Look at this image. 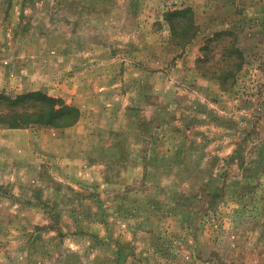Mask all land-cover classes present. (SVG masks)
Returning a JSON list of instances; mask_svg holds the SVG:
<instances>
[{
	"label": "rangeland",
	"instance_id": "rangeland-1",
	"mask_svg": "<svg viewBox=\"0 0 264 264\" xmlns=\"http://www.w3.org/2000/svg\"><path fill=\"white\" fill-rule=\"evenodd\" d=\"M28 91L80 118L0 124V264H264V0H0V92Z\"/></svg>",
	"mask_w": 264,
	"mask_h": 264
},
{
	"label": "trees",
	"instance_id": "trees-1",
	"mask_svg": "<svg viewBox=\"0 0 264 264\" xmlns=\"http://www.w3.org/2000/svg\"><path fill=\"white\" fill-rule=\"evenodd\" d=\"M165 20L169 24L170 35L172 38L175 37L174 39L188 41L196 34L195 19L192 10L188 7L167 11ZM220 34L221 32L214 33L216 36ZM227 47H232V53L228 55L229 59L238 57L235 62L236 69H221L211 73V76L218 79L223 87L234 82L235 73L240 69L242 62L241 50L236 46L234 39L229 42L228 46H225V48ZM201 62H204V59L201 58ZM226 63L230 64L231 62L226 61ZM202 73L209 76L205 70H202ZM79 118L78 107L66 103L60 97H54L42 91H28L16 95L0 92V124L10 128L31 125L62 128L74 125Z\"/></svg>",
	"mask_w": 264,
	"mask_h": 264
}]
</instances>
